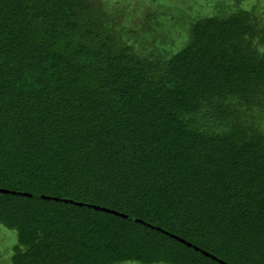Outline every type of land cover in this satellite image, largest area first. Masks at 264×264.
<instances>
[{
    "label": "trees",
    "instance_id": "trees-1",
    "mask_svg": "<svg viewBox=\"0 0 264 264\" xmlns=\"http://www.w3.org/2000/svg\"><path fill=\"white\" fill-rule=\"evenodd\" d=\"M166 1L0 0L9 264H264V10Z\"/></svg>",
    "mask_w": 264,
    "mask_h": 264
},
{
    "label": "rangeland",
    "instance_id": "rangeland-1",
    "mask_svg": "<svg viewBox=\"0 0 264 264\" xmlns=\"http://www.w3.org/2000/svg\"><path fill=\"white\" fill-rule=\"evenodd\" d=\"M168 4L169 14H173V18H167L163 21L160 30L161 33L167 32L170 38L175 37L178 49L182 46L180 37L184 38L185 24L188 22L187 9L192 7H201L199 11L201 16H211L213 13H217L219 9L224 12L235 9L236 3L238 5L246 7L248 9L254 8L259 11L264 10V0H170L166 1ZM163 8V7H162ZM163 11L164 13H166ZM205 14V15H204ZM177 49V50H178ZM176 50V51H177ZM16 233L13 230H7L0 225V264H9V255L12 245L15 243Z\"/></svg>",
    "mask_w": 264,
    "mask_h": 264
},
{
    "label": "water",
    "instance_id": "water-1",
    "mask_svg": "<svg viewBox=\"0 0 264 264\" xmlns=\"http://www.w3.org/2000/svg\"><path fill=\"white\" fill-rule=\"evenodd\" d=\"M8 192H10V193H15V192H13V191H8V190H5V189H2V188H0V193H8ZM18 194H20V193H18ZM23 195H25V196H27L28 194L27 193H24ZM42 199H53V200H57L58 198H52V197H48V196H40ZM64 202H70V203H74V204H76V205H82L83 203H79V202H73V201H69V200H63ZM87 206H89V207H92L93 209H95V210H100V211H104V212H108V213H112V214H114V215H117V216H121V217H124V218H126L127 216H125V215H123V214H120V213H117V212H114V211H112V210H109V209H106V208H102V207H100V206H96V205H87ZM159 230V229H158ZM167 235H169V236H171V237H173L174 239H176V240H178V241H180V242H182V243H184V244H186L187 246H191V244L190 243H187V242H185L183 239H181V238H179V237H177V236H174V235H171V234H167ZM196 250H198V248H195ZM202 253L205 255V256H209V254L208 253H206V252H203L202 251ZM212 257V256H211ZM214 258V257H213ZM215 259V258H214ZM219 262H221V261H219ZM222 263V262H221Z\"/></svg>",
    "mask_w": 264,
    "mask_h": 264
},
{
    "label": "snow or ice",
    "instance_id": "snow-or-ice-1",
    "mask_svg": "<svg viewBox=\"0 0 264 264\" xmlns=\"http://www.w3.org/2000/svg\"><path fill=\"white\" fill-rule=\"evenodd\" d=\"M262 255H264V251H262V253H261Z\"/></svg>",
    "mask_w": 264,
    "mask_h": 264
}]
</instances>
